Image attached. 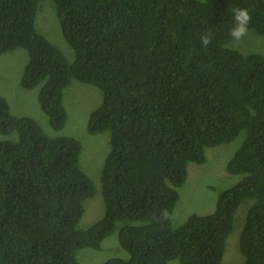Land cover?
Listing matches in <instances>:
<instances>
[{"label": "trees", "instance_id": "16d2710c", "mask_svg": "<svg viewBox=\"0 0 264 264\" xmlns=\"http://www.w3.org/2000/svg\"><path fill=\"white\" fill-rule=\"evenodd\" d=\"M39 2L0 0V54L28 51L20 84L39 87L55 131L65 127L64 92L74 79L101 90L87 128L110 132L104 213L80 226L85 202L97 194L80 165L82 142L14 115L0 95V131L18 134L0 141V264H82L80 249H101L118 223L129 257L103 264H223L243 203L238 264H264V54L229 46L235 7L247 8L248 29L264 35V0H54L72 63L36 28ZM209 31L205 48L201 35ZM242 132L228 163L242 179L212 213L174 227L188 164L205 163L207 147Z\"/></svg>", "mask_w": 264, "mask_h": 264}, {"label": "rangeland", "instance_id": "374dc122", "mask_svg": "<svg viewBox=\"0 0 264 264\" xmlns=\"http://www.w3.org/2000/svg\"><path fill=\"white\" fill-rule=\"evenodd\" d=\"M35 22L36 28L59 47L68 61L72 63L75 51L62 33L54 0H40ZM229 46L245 54H264V35L248 29L247 34L241 40L235 41ZM28 61L29 53L22 47L0 54V95L7 99L14 115L33 117L50 135L57 133L58 135L72 136L82 142L80 165L82 168L84 166L83 169L90 175L97 187V194L85 202V212L80 222L81 227H88L104 213L100 176L102 162L110 148V132L92 134L87 128L89 114L100 105L102 93L95 85L74 79L64 92V105L67 110L65 127L60 131H55L51 127L48 115L39 103V87L26 89L20 84ZM17 137V133L6 134L0 131V141L16 140ZM243 139L244 132L229 143L209 147L208 158L204 164H188V177L186 182L178 188L180 197L171 216L174 227L183 225L193 213L201 215L212 213L216 208L220 194L242 179L241 174L229 173L228 163ZM248 206L243 203L237 211L238 222L228 239L229 249L225 251L223 264L234 262L238 264L243 261V256L238 249L240 234L238 228L240 229L242 226ZM98 213L101 215L99 216ZM89 218L92 220L87 221ZM120 226L121 224L118 223L117 229L103 240L101 249H80L78 252L80 262L82 264H103L114 257L128 258L129 252L120 243L118 234ZM169 264H180V261L174 259Z\"/></svg>", "mask_w": 264, "mask_h": 264}, {"label": "clouds", "instance_id": "9594fccd", "mask_svg": "<svg viewBox=\"0 0 264 264\" xmlns=\"http://www.w3.org/2000/svg\"><path fill=\"white\" fill-rule=\"evenodd\" d=\"M231 16H232V24L229 27V36L233 40L239 41L248 32V26H249V23L251 21V15H250V13H249V11H248L247 8L235 7L232 10ZM212 39H213V36H212L211 31H209L207 33H204V34L201 35V44L206 48V47H208L212 43ZM208 149H209V147H207L206 150H205L206 155H207ZM198 165H202V164H198ZM163 216H164L165 219H168V213H167V211H165L163 213Z\"/></svg>", "mask_w": 264, "mask_h": 264}]
</instances>
